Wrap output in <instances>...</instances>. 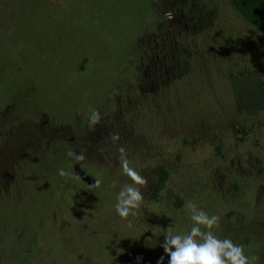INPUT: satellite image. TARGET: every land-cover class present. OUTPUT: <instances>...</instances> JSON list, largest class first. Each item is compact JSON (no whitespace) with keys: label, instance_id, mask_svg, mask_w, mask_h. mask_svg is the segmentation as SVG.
I'll use <instances>...</instances> for the list:
<instances>
[{"label":"rangeland","instance_id":"1","mask_svg":"<svg viewBox=\"0 0 264 264\" xmlns=\"http://www.w3.org/2000/svg\"><path fill=\"white\" fill-rule=\"evenodd\" d=\"M10 105L44 120L0 126V264H168L188 201L264 264V33L231 0H0V118ZM11 134L49 159L21 161L18 187ZM121 156L146 181L131 229Z\"/></svg>","mask_w":264,"mask_h":264},{"label":"clouds","instance_id":"2","mask_svg":"<svg viewBox=\"0 0 264 264\" xmlns=\"http://www.w3.org/2000/svg\"><path fill=\"white\" fill-rule=\"evenodd\" d=\"M88 117L90 126L96 125L100 120V113L95 109L90 110ZM113 142L119 141V133H113L110 137ZM121 154L125 152L123 146L118 147ZM69 157L75 156L76 160H83V154L67 153ZM121 169L130 179L131 184L124 186L116 197L114 205L116 214L127 220L129 229L133 226V220L129 217H137L135 211L142 201V194L133 185L144 186L146 181L138 172L129 166V161L121 156ZM57 174L65 175L63 168L57 169ZM101 181L97 179L95 185L98 187ZM186 208L190 209V220L192 225L187 232L169 229L165 232L163 252L168 257V264H254L256 257L249 258L244 253L241 244L234 243L230 238H220L214 234L212 229L218 225L219 218L215 214H209L203 208L197 210L195 203L188 201ZM136 264H140L142 257L137 256ZM164 256H160L156 264H163Z\"/></svg>","mask_w":264,"mask_h":264},{"label":"trees","instance_id":"3","mask_svg":"<svg viewBox=\"0 0 264 264\" xmlns=\"http://www.w3.org/2000/svg\"><path fill=\"white\" fill-rule=\"evenodd\" d=\"M231 4L234 7L235 11L238 13V15L241 17V19L249 26L252 27L254 29H257L259 31H261L262 33H264V0H231ZM12 104V103H10ZM5 111L7 112V117H1L0 121H4V123H0V126L2 125L3 129H5V125L12 123L13 124V120L14 122H16L17 117L19 118V120H21V115H24L26 117H30L31 118V123L32 124H36L37 123V119H41L44 120L42 118H40L37 115H33L32 114H28L26 113V109L21 111V112H17L14 110L13 105H10L7 109H5ZM48 121V120H46ZM39 122V121H38ZM49 122V121H48ZM51 124V123H50ZM40 136V135H39ZM0 137L4 138L3 135L0 133ZM12 138H6L4 141V144L8 143V144H12L15 148L17 146V148H19L18 151H16V153L14 155H12L13 157V161L9 160L10 163V169L12 171V182H11V186H16L18 187L20 182H21V176L20 174H17V167H19L21 164V161H25V162H43L45 160H49L46 159L44 156V152L45 150V145H44V141L38 138L37 135H35V140H30L28 141V143H24L23 140H19L17 138H15V135L11 134ZM16 140H19L20 142H15ZM49 141L47 140V143ZM31 144L32 146H28L26 147L25 145ZM50 145V144H49ZM52 145V143H51ZM50 147V146H49ZM28 148V149H26ZM47 148V145H46ZM56 148V147H54ZM57 149V148H56ZM49 150V149H48ZM56 150H52V157L54 156V158H56V155H53V152H55ZM22 152V153H21ZM27 161H26V160ZM52 161H54L52 159ZM39 162V163H40ZM25 164V163H24ZM157 178H156V183H155V188H154V194H157L163 187L164 183L166 182V178H167V173L166 171L162 168V167H157ZM14 171V172H13ZM22 174V172H21ZM23 174H22V178H23ZM102 263L104 264L105 262L102 261Z\"/></svg>","mask_w":264,"mask_h":264}]
</instances>
